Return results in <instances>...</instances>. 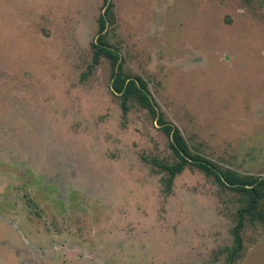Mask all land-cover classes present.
<instances>
[{
	"label": "rangeland",
	"instance_id": "374dc122",
	"mask_svg": "<svg viewBox=\"0 0 264 264\" xmlns=\"http://www.w3.org/2000/svg\"><path fill=\"white\" fill-rule=\"evenodd\" d=\"M109 45L192 151L264 179V0H111ZM104 0H0V264H264L242 196L177 158L94 61Z\"/></svg>",
	"mask_w": 264,
	"mask_h": 264
},
{
	"label": "trees",
	"instance_id": "16d2710c",
	"mask_svg": "<svg viewBox=\"0 0 264 264\" xmlns=\"http://www.w3.org/2000/svg\"><path fill=\"white\" fill-rule=\"evenodd\" d=\"M105 13L99 20L98 37L93 44L94 61L99 63L102 58L108 60L112 67L111 88L121 99V106L124 114L129 111V103H137L140 107L158 116V106L151 96L148 84L141 78H132L123 71L124 61L117 49L109 45L107 28L113 23V4L111 0H104ZM158 123L163 126L164 132L169 136L170 147L177 161L173 164L162 165V168L169 174L167 179L170 186L175 177L193 166L204 171L208 176H213L220 186L237 192L242 196L241 207L236 213V225L232 232L234 236V253L242 250V233L246 222H256L264 227V179L263 178H242L237 172L230 169H223L214 162L195 154L181 131L173 124H167L163 116H158ZM232 264L233 256L229 257Z\"/></svg>",
	"mask_w": 264,
	"mask_h": 264
},
{
	"label": "water",
	"instance_id": "95a60500",
	"mask_svg": "<svg viewBox=\"0 0 264 264\" xmlns=\"http://www.w3.org/2000/svg\"><path fill=\"white\" fill-rule=\"evenodd\" d=\"M158 116H159V113H158Z\"/></svg>",
	"mask_w": 264,
	"mask_h": 264
}]
</instances>
